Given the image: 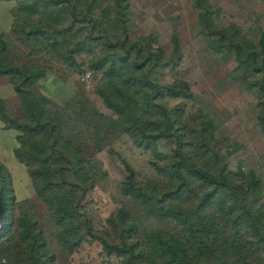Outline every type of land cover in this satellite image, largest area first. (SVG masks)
Returning <instances> with one entry per match:
<instances>
[{"label":"rangeland","instance_id":"obj_1","mask_svg":"<svg viewBox=\"0 0 264 264\" xmlns=\"http://www.w3.org/2000/svg\"><path fill=\"white\" fill-rule=\"evenodd\" d=\"M211 2L220 9L215 16L221 23L238 25L244 35L258 43L260 28L264 30V0ZM199 15L194 0H127L120 7L116 0H0V33L10 42L2 61L5 65L20 66L30 77L33 90L19 94L11 76H0V98L19 119L26 117L29 98L37 99L40 94L51 101L50 113L63 126L65 139L74 140L72 151L83 152L85 165L96 182L82 198L79 210L101 235H119L109 218L121 208L133 212L138 235L143 240L152 231L166 230L179 232L184 242L193 243L201 237L194 232L203 230L194 217L198 199L193 194L180 200L179 194H174L166 201L171 204L167 221L159 219L149 203L147 207L137 206L120 190L119 185L126 177L123 163L126 160L135 169L137 181L151 193L160 196L168 192L169 178L160 174L154 164H167L176 148L175 142L165 140L158 143L156 152L138 148L119 129L117 114L99 95V89L107 88L109 80L93 64L105 56L109 59L113 56L112 47L117 43L111 38L119 37L124 30L131 42L144 49L163 48L165 58L174 51L173 37L180 38L181 59L156 69L152 78L165 83L177 79L189 83L192 98L180 94L164 101L181 111V122L189 131L215 128V149L230 172L240 179L250 171L256 172L262 188L259 197L250 200L258 203L264 213V134L257 119L259 94L250 86L255 75L241 69L233 53L214 49L211 37L202 31ZM85 17L92 22H85ZM41 28L44 33H39L43 32ZM31 31L38 33L29 34ZM91 70L94 73L87 87L82 76ZM20 134L15 129H6L0 121V164L10 174L16 212L28 213L38 221L49 251L55 256L53 264H123L121 257L109 254L99 240L89 236L74 249L64 241L62 229L51 219L47 202L35 190L28 167L14 154L13 146L19 144ZM222 197L226 199L224 210L215 207L217 212L212 220L219 228H233L228 214L234 205L233 198L230 193ZM244 236L251 242L254 240L251 232L245 231Z\"/></svg>","mask_w":264,"mask_h":264},{"label":"trees","instance_id":"obj_2","mask_svg":"<svg viewBox=\"0 0 264 264\" xmlns=\"http://www.w3.org/2000/svg\"><path fill=\"white\" fill-rule=\"evenodd\" d=\"M116 2L120 7L127 0ZM194 5L200 10L202 31L211 37L214 49L233 53L239 67L255 75L250 86L259 94L257 119L264 134V30L260 28L258 43L255 44L238 25H224L218 20L215 13L220 9L214 8L211 0H194ZM84 21L92 22L87 17ZM41 29L43 32L39 33H44ZM113 39L117 43L112 47L113 56L110 59L105 56L93 67L103 70L109 80L105 84L107 88L99 89V95L105 105L117 114L119 129L129 135L138 148L153 152L157 151L162 140L176 143L167 164H154L160 174L169 178L168 192L160 196L151 193L137 181L135 169L126 160H123L126 177L119 185L120 190L137 206L147 207L149 203L158 218L167 221L171 204L166 201L174 194H179V200L184 195L193 194L198 199L194 205V217L203 230L194 232L201 237L193 243L184 242L179 232L166 230L152 231L143 240L138 235L133 212L121 208L109 218L111 227L119 235H101L85 213L79 210L82 198L96 182L89 174L88 165H85L83 152L72 151L74 140L65 139L63 126L60 127L50 113L51 101L40 94L37 99L29 98L26 117L19 119L7 110L0 98V121L6 129L21 132L14 154L28 167L35 190L47 202L51 219L62 229L64 241L74 249L89 236L99 240L109 254L121 257L123 264H264V213L258 203L250 200L253 196L259 197L261 178L255 171H250L242 179L230 172L215 149V128L208 126L189 131L181 122V111L164 101V98L180 94L192 98L193 93L186 80L165 83L152 78L156 69L168 67L181 59L180 38L177 35L173 37L174 51L169 58H165L164 50L159 46L144 49L131 42L125 30ZM9 49L8 38L0 33V76H11L17 93H32L30 77L23 73L22 68L3 63L2 57ZM0 181L6 217L0 232V261L8 264H53L55 256L49 251L38 221L28 213L16 212L14 187L2 164ZM228 193L234 201L228 214L235 226L219 228L212 220L217 212L215 207L224 210L226 199L222 195ZM238 209L241 210L236 213ZM208 219L211 220L206 221ZM145 230L148 231L147 227ZM245 231L252 233V242L244 236ZM210 235L217 237L209 238Z\"/></svg>","mask_w":264,"mask_h":264},{"label":"water","instance_id":"obj_3","mask_svg":"<svg viewBox=\"0 0 264 264\" xmlns=\"http://www.w3.org/2000/svg\"><path fill=\"white\" fill-rule=\"evenodd\" d=\"M5 222H6V217H5V210H4L3 197H2L1 181H0V232L3 229ZM0 264H8V263L5 261H0Z\"/></svg>","mask_w":264,"mask_h":264},{"label":"built area","instance_id":"obj_4","mask_svg":"<svg viewBox=\"0 0 264 264\" xmlns=\"http://www.w3.org/2000/svg\"><path fill=\"white\" fill-rule=\"evenodd\" d=\"M92 72H86L83 76H82V80L84 81V82H87V87H90V82H88L89 81V79L91 78V74Z\"/></svg>","mask_w":264,"mask_h":264},{"label":"crops","instance_id":"obj_5","mask_svg":"<svg viewBox=\"0 0 264 264\" xmlns=\"http://www.w3.org/2000/svg\"><path fill=\"white\" fill-rule=\"evenodd\" d=\"M15 146H13V149H14Z\"/></svg>","mask_w":264,"mask_h":264}]
</instances>
